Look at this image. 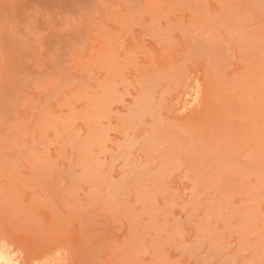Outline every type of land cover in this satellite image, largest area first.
<instances>
[{"label": "rangeland", "instance_id": "374dc122", "mask_svg": "<svg viewBox=\"0 0 264 264\" xmlns=\"http://www.w3.org/2000/svg\"><path fill=\"white\" fill-rule=\"evenodd\" d=\"M0 250L264 264V0H0Z\"/></svg>", "mask_w": 264, "mask_h": 264}, {"label": "bare ground", "instance_id": "6f19581e", "mask_svg": "<svg viewBox=\"0 0 264 264\" xmlns=\"http://www.w3.org/2000/svg\"><path fill=\"white\" fill-rule=\"evenodd\" d=\"M0 264H11L9 261H8V259L6 258V259H4L3 258V255H2V252H1V250H0Z\"/></svg>", "mask_w": 264, "mask_h": 264}]
</instances>
